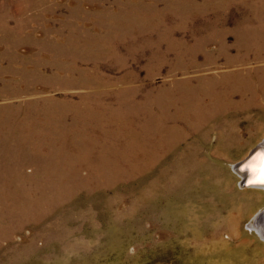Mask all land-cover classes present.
I'll return each mask as SVG.
<instances>
[{
    "label": "rangeland",
    "instance_id": "1",
    "mask_svg": "<svg viewBox=\"0 0 264 264\" xmlns=\"http://www.w3.org/2000/svg\"><path fill=\"white\" fill-rule=\"evenodd\" d=\"M4 1L0 0V3ZM126 1L45 0L27 11L24 6H18V21H8L9 28L15 29L11 38L6 37L5 43L0 45V54L4 55L0 62V218H6L1 221L3 224L0 222V226L7 231L17 226L20 228L12 234L6 231L10 236L2 232L0 264H13L17 261L15 256L23 255L36 259V264H55V259L62 260L60 264H83L94 258L98 259L96 262L99 264L112 263L111 259L107 261L113 244L112 239L106 237V231L112 226L114 214L124 215L115 226H125L139 217L140 227H136L143 230L147 242L151 238L157 241L162 239L161 230L157 231L150 224L153 215L149 217L146 213L145 216H138V212L135 217L130 215L129 207L138 195L131 185L136 180L134 175L145 172L149 167L150 146L148 143L139 146L121 140L115 142L118 140L116 137L132 139L136 131L133 133L121 127H104L106 122L102 121L106 118L117 121L124 115L130 120L132 117L124 111L102 109V76L130 82L118 84L112 91L106 92L108 101L120 100L119 95L124 94L123 99L133 96L140 107L153 90L185 84L193 88L203 78L218 82L222 76L228 75V85L240 83L242 85L239 86H251L259 90L256 95L253 94L254 97H248L250 102L244 99L246 102L242 104L244 107L248 104L246 108L242 106L236 112L230 109L226 117V120L235 122L230 136L240 139L242 149L231 153H215V143L220 132L225 133V127L212 128L210 145L205 148L202 145V151L208 152L214 163L223 165L222 172L229 175L236 187L239 185L226 168L227 165L239 161L249 148L264 139V96H261L264 91V49L246 55L238 51V46L246 48L249 41L254 40L247 34L264 31V0H241L222 6H204L203 0H195V10L183 13L177 12L172 6L165 10L166 1L161 0L157 11L163 13L160 16L162 27L144 32L135 30L130 35L122 36L124 41L114 40L110 35L116 53L113 59L104 61L102 41L108 35L102 34V30H90H94L92 28L99 22L102 28L108 16H119L120 19L123 16H144L150 12L143 5ZM73 21L84 22L86 29L69 30L75 29ZM70 39L73 44H69ZM55 42L62 43L53 48ZM254 43V47H258L256 40ZM202 46H205V51L198 50ZM43 47L46 48L44 51L56 53L60 58L79 59L78 68H82L86 78L72 82L73 86L64 90L55 89L57 82L54 80L38 78L37 74L46 75V79L54 75L50 68L34 67V61H41L45 53L42 52ZM177 50L182 53L181 56L177 55ZM193 52L194 56L190 58ZM17 56L18 59L12 60ZM19 56H25L29 61L23 62L24 58ZM91 57L99 59L82 60ZM125 59L127 63L124 67L117 68L116 64ZM173 67L178 70L172 72ZM199 78L201 81L198 82ZM187 81L190 83H185ZM221 86L224 85H217ZM231 99L238 103L242 101L238 94ZM45 100H52L56 104H47ZM68 104L73 107L63 109ZM32 105L34 107L29 109ZM139 136L148 139L149 132L139 130ZM190 138L188 144L194 141ZM243 171L245 169L242 168ZM226 173L217 178L216 183L222 196L230 194V197L227 195V205L231 202L227 211L219 209L221 204L211 190L212 193L205 191L203 195L194 192L182 201L173 195L174 216H181L178 227L186 233L170 236L177 238L179 245L186 247L188 253L196 251L199 258H211V264H237L231 260L234 254L241 258L240 261L253 258L254 264H264V228L259 232L260 236L256 231L253 234L250 226L251 220L260 211V201L253 203V210L245 212L239 201L233 199L234 186L230 185L228 190L223 186ZM102 177L116 178L121 182L122 190L103 191ZM130 179L133 181L128 184ZM238 191L242 194V190ZM103 196L107 199H122L119 205L106 209L102 206ZM143 205H139L140 212L146 208ZM213 208L222 213L209 222L208 216L213 213ZM230 216L231 219L238 217L237 229L229 227ZM257 225L264 226V221ZM119 226L115 228L119 229ZM195 232L200 235L194 241L192 234ZM131 244L126 248V254L133 256L138 252L146 253V244L134 241ZM175 254L169 250L159 257H149L144 264H175Z\"/></svg>",
    "mask_w": 264,
    "mask_h": 264
},
{
    "label": "bare ground",
    "instance_id": "2",
    "mask_svg": "<svg viewBox=\"0 0 264 264\" xmlns=\"http://www.w3.org/2000/svg\"><path fill=\"white\" fill-rule=\"evenodd\" d=\"M44 1L45 0H32V1L5 0L4 2L0 3V12L2 13L0 15V45L5 43L4 39L6 37L8 36L10 37L13 35V30L15 28H9L8 21L9 19H14L16 20V22L18 21L20 15L18 6L20 5L24 6L27 11L30 10V8L33 7L35 8ZM160 1L161 0H127L126 2L134 3L136 5H143L144 9L150 10L149 14L147 13L144 14V16H137V17L123 16L120 19L119 16H108L105 23L102 24V28L99 22L95 26V28L94 27L92 28L94 30H90L93 32L102 30V34L106 33L108 35V38H105L102 41V46L104 48L102 47L103 51L101 52H102V58L105 59L104 61H110L111 58L113 59L114 53H116V51H114V47L111 44L112 40L109 39L110 35L113 36L112 39L114 40L118 39L124 41L125 38H123L122 36L130 35V33L135 30L144 32V31L157 30L158 28L162 27L161 26L162 20L160 19V16L163 13L157 11V6L159 5ZM165 1H166L164 3L166 4L165 10L168 7L172 6L174 9H176L177 12L183 13L184 11L186 12L194 11L195 10L194 8H196V5H194L195 0H165ZM240 1L241 0H203L204 6H210V5L222 6L229 2H240ZM187 7L188 9H186ZM115 11H117V9H115ZM259 18L261 19V17ZM73 24L75 26V29H69V30L82 31L86 29V24L84 22L73 21ZM19 28L20 27L18 26L17 29ZM247 35L253 38L254 40H256L258 47H254L256 43H254V40H252L249 41L250 43H248L249 45L246 48H242V46H238V51H242L246 55L251 51L260 52L264 49V31H260L257 34H247ZM60 43L62 42H55L52 45V47L56 48L60 46L59 45ZM69 44H73L72 39H70ZM45 49L46 48L43 47L42 52L45 53L42 54V59H40L41 61H37V60L34 61L35 63L34 67L36 69L50 68L52 71H54V75H52L51 79H46L47 78L46 75L42 76L41 74H37L38 78L43 80H54L53 82H57V85L55 86V89L57 90L68 89L70 85L73 86L72 82L73 83H75V81L79 82V80H82V78H86V76H84L85 73H83L84 71L81 70L82 68L81 69L78 68L79 67L78 62L80 61L79 59L72 57L60 58L56 53L51 54V51L50 52L44 51ZM69 50H71V48ZM198 50L205 51V46H202ZM194 53L195 52L191 54L190 58H193ZM1 55L2 54H0V62L3 60L4 57V55L2 56ZM14 55L15 54H13V56ZM177 55L181 56L182 53L178 51ZM258 55L260 56V54ZM19 58H24L23 62L29 61L26 60L25 56L23 57L19 56ZM15 59H18V56L16 58H13L12 60ZM89 59L96 60L99 58L95 59L94 57H91L82 60H89ZM176 59H180V57H177ZM125 63H127L126 59L120 64H116V67L122 68L124 67ZM177 67H173L172 72H176L178 70ZM227 77L228 75L222 76V79H219L220 81L218 82H214L212 78H203L201 79L202 81L199 78L198 82L201 81V83L193 88H190L189 86H187V84H185L183 86L175 85L172 88H160L158 90H153L152 92H150L148 100L144 103L142 107H140L141 105L136 104V100L133 98V96L130 99L127 98L123 99L124 94L119 95L118 99L120 100H116L115 102L108 101L105 94L106 92L112 91L114 87L118 86V84H128V83L130 84V82L121 79L117 81L110 80L109 78L102 76V92L103 95L105 94L104 96L102 95V109L116 110L114 112L124 111L126 112L127 115H129V117L130 116L132 117L130 120L129 118H127L126 115H124L120 119L117 118V121L115 119L106 118L102 121L103 123L106 122L104 127L106 129H116L118 127H121L133 133L134 131H136L132 139L130 137L126 139L125 138L123 139L122 137H116L118 138V140H114L115 142L116 141L120 142L121 140L123 142H130L131 144H137L139 146L148 143L150 146L149 167L143 173H136L134 175L136 176V180L131 185L133 186V189L135 188V192H137L138 195L136 196L137 200L136 199L133 200L132 204L130 205L131 207H129L130 215H133L135 217L137 215V212L139 213L138 216L139 215L145 216L146 213L149 217L153 215V217L152 216L150 217L151 218L150 224L157 231L161 230L162 233L161 240L158 241L157 239L151 240L152 239L151 236L150 242H147L146 238H144L143 236L144 234L143 230L139 228L140 227L139 217L138 220L136 221L133 220L132 223L127 224L125 226L118 225L119 229H116L115 227L118 226H115V223L119 222L121 218H124V215L114 214L115 215L113 219L114 224L111 222L112 226H109L110 228L108 227V230L106 229L107 231L105 230L106 237L112 239V244H113L111 245L112 246L110 250L111 253L107 257V261H109L108 259H111L110 261L113 262L112 263L108 262V264H144L145 261L149 260V257L151 258L159 257L158 255L165 254L169 250H172L174 254L176 253L175 255H173L175 264H211L212 263L211 258L206 259V258L197 257L196 251L193 253H188V249L186 247H182L179 245V242H177L178 241L177 238H171L170 235L179 236L182 232H185L184 229L178 227L179 225L178 223L181 222L182 220H181V216H179L178 214L174 216L175 207L172 205V197L174 195L177 197V199L182 201L184 197H189L194 192L203 195L204 193H206L205 191H207L208 193L210 192L209 190H211L214 191L213 193L214 197H216L218 203L221 204V207L219 209L223 211L224 210L227 211L228 207L231 204V202H229L230 203L229 206L227 205V201L229 200L230 194L229 195L226 194L222 196V194L218 192L219 188L216 183V179L220 178L222 175L226 173V172L225 173L222 172L223 165L216 162V160H215L216 163H214V161L210 159L211 155L207 154L208 152L205 153L206 151L205 152L202 151L203 148L202 145L203 146L205 145L204 148L206 147V145L208 146L210 145L209 142L211 141L210 134L212 132V128L225 127L226 130L225 133L222 132H220V134L218 133L219 134L218 141L217 142L215 141L216 142L215 148L217 151L214 152L218 154L221 151L223 153H231L232 151L242 149V143L239 141L240 139L232 138L234 136L232 137L230 136L233 133L235 122L226 120V117L228 112H230L229 111L230 109H233L234 112H236V110H238L243 106L244 104L243 102L246 101L250 102L248 100L250 99L248 98L249 96H253V94L256 95V93H259V90H255L251 86L248 87L247 86L244 87V85L239 86L240 83H236L235 85H228L226 82L228 79ZM72 79H76V80H72ZM132 82L134 81H131V83ZM59 83L60 85H66V86H60ZM185 83H190V81H187ZM218 84H222L224 86L217 87ZM262 84L264 85V83ZM237 94L242 98V101L240 103H238L237 101H233L231 99V97ZM261 94H262L261 96H264V91ZM126 95L128 94L126 93ZM244 99H246V101H244ZM46 103L56 104L52 100L46 101ZM67 103L69 102H64V104ZM67 106L63 107V109H71L70 107H73L72 104H68ZM247 106L248 104L245 107L244 106L243 107L246 108ZM31 107L33 108L34 105L30 106L29 109H31ZM139 130L142 132L148 131L149 132L148 139H144L143 137L139 136ZM190 137H192L194 141L191 144H188L187 142L188 140L191 139ZM258 143L254 147L249 148L245 156L239 159V161L236 160L237 162L236 161L232 162L226 167L228 171L232 173L233 179L236 181L239 187H236L231 183L230 177L227 173H226L227 176L224 177L226 183H224L223 186L226 187V190H228L230 185L234 186L235 189H233L234 192L232 194L233 199H237L239 201L238 203L240 204V207H243L245 212L246 211L250 212L252 207L254 206L253 203H257L260 201V211L257 212L254 219L251 220L250 223V226L252 228L251 230L252 233L256 231L257 235H260L259 232L262 231V228H264V226L261 225L262 227H260V225L258 226L257 223L264 221V184L259 182L260 175L259 172L257 171V166H258V158L262 153H264L263 151L264 139L259 144ZM241 165L242 167L239 169V166ZM242 168L245 169V171L242 172ZM132 181L133 180L130 179L128 184H130V182ZM121 185H122L121 182L116 178L107 179L102 177L103 191H106L108 189L114 191L115 190L120 191L122 190ZM239 189L242 190L241 191L242 194H239L238 191ZM216 190L217 192H215ZM187 194L188 196H186ZM121 199L120 197H115L114 199L113 198L107 199L103 196L102 206L106 207V209L108 208L111 209L113 206L119 205ZM43 203L45 202L43 201ZM138 203L141 204L143 203L144 204L143 206L146 205V208H144L142 212L138 210V208L140 207L139 205H141ZM43 208L44 207H42L41 210H43ZM221 210H214L213 213L211 212L212 214L209 212L211 214L208 216L209 222H211L213 218L220 217L222 213ZM183 211L186 212V210L184 209ZM185 212L184 214H186ZM126 217H128V215ZM130 217L127 218V220L130 219ZM229 218H230L229 223H231L230 225L228 224L229 227L233 226L235 229H237L238 217L237 218L233 217L231 219L230 216ZM3 219L0 218V222L3 221ZM129 221L130 220H128V222ZM136 225H139V227H136ZM19 228L20 226H17L11 231L10 230L7 231V229H4L3 227L1 228L0 226V238L4 237V234L2 232L6 233L7 231L11 233L14 232L15 230H19ZM137 228H139L140 230ZM10 233H6V234L9 235ZM134 233H136L135 237L133 236ZM197 234L195 232L192 234L193 237L191 236L194 239V241L199 239L200 234L199 235ZM133 241L136 243L140 242V244L141 243L146 244L147 248L144 252L150 254L139 253V252L137 255H133V256L126 254L125 251L126 248L132 245L131 243ZM147 250L149 251L147 252ZM157 250L160 251L158 252ZM30 257H31L30 255L29 256L26 255V257L24 255L15 256L14 258H17L16 259L17 261H14L13 264H32L37 261L36 259L34 260ZM252 259H245L244 260L245 262L240 261L241 258L237 257L236 254H234V257L231 258V260H233L237 264H244V263L254 264L252 262ZM53 261L55 264H60L62 260L55 259ZM96 261H98V259L94 258V260L85 261L83 262V264H99Z\"/></svg>",
    "mask_w": 264,
    "mask_h": 264
},
{
    "label": "snow or ice",
    "instance_id": "3",
    "mask_svg": "<svg viewBox=\"0 0 264 264\" xmlns=\"http://www.w3.org/2000/svg\"><path fill=\"white\" fill-rule=\"evenodd\" d=\"M257 171L259 172L260 175L259 182L264 184V153H262L258 158Z\"/></svg>",
    "mask_w": 264,
    "mask_h": 264
},
{
    "label": "water",
    "instance_id": "4",
    "mask_svg": "<svg viewBox=\"0 0 264 264\" xmlns=\"http://www.w3.org/2000/svg\"><path fill=\"white\" fill-rule=\"evenodd\" d=\"M263 151H264V149H263ZM254 155V154H253ZM252 157V156H251Z\"/></svg>",
    "mask_w": 264,
    "mask_h": 264
}]
</instances>
